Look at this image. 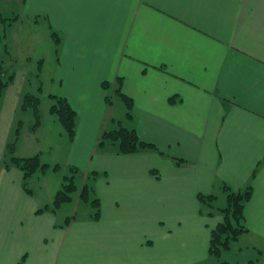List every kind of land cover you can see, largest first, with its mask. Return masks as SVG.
Wrapping results in <instances>:
<instances>
[{"label": "crops", "instance_id": "obj_1", "mask_svg": "<svg viewBox=\"0 0 264 264\" xmlns=\"http://www.w3.org/2000/svg\"><path fill=\"white\" fill-rule=\"evenodd\" d=\"M24 8L32 38L55 41L53 104L66 97L77 111L65 151L90 173L100 214L65 218L10 162L24 98L38 96L24 68L27 79L16 75L0 100V264L264 262V0H25ZM19 23L15 15L7 25ZM110 91L131 113L123 126L155 147L126 154L101 144L118 128L109 130ZM35 148L17 138L18 157ZM248 187L245 230L217 258L212 230L224 216L209 214L199 195L217 201Z\"/></svg>", "mask_w": 264, "mask_h": 264}, {"label": "rangeland", "instance_id": "obj_2", "mask_svg": "<svg viewBox=\"0 0 264 264\" xmlns=\"http://www.w3.org/2000/svg\"><path fill=\"white\" fill-rule=\"evenodd\" d=\"M24 5L25 0H0V64L7 68H13L17 77L21 80H26L28 77L27 72L24 76L21 75L22 69L26 68L27 71H31L32 85L30 91H33L40 98L39 117L33 108L26 110L21 117L22 123L18 138L20 144L24 141L26 146L28 142L34 141L36 152L32 153L39 155L43 163H48L50 166L45 172L37 170L33 173L29 184L35 189L38 198L41 197L44 201H51L50 199L55 201L58 192L68 182L67 177L75 174L78 190L73 193L71 201L61 204L59 213L66 218L79 211V215L84 216L88 211H97L93 204L95 195L91 193L88 201L81 195L90 173H87L85 167L80 166L77 162L72 163L75 151L72 155H69V152L65 151L64 144L72 141V139L62 124L59 115L51 109L53 105L51 93L57 89L56 78L59 72L60 55L56 50L55 41L53 43L51 40L50 45L48 40L32 38L30 33L33 32L29 28L30 23L28 16L25 14ZM15 15L22 18L25 25L21 26V23H19L11 27L8 26L7 22L9 23ZM5 18L9 19L6 20ZM45 26V23H41L39 25L40 29L37 30L41 31ZM32 28L35 29L36 27L32 26ZM47 36L49 37L48 33ZM37 41L38 46L35 44ZM110 95L113 103L109 105L111 109H109L108 115L116 117L117 126L110 125L109 130L112 127H119L121 125L120 121H122V125L128 126L126 103L120 97L114 96L112 91H110ZM38 119L41 120L39 127L35 126ZM61 132L63 135L60 134ZM38 140L40 141L39 145L36 142ZM106 144L112 148L115 143L108 140ZM116 144L119 146L118 143ZM54 164L59 165V169H54ZM74 167L78 168L76 172L73 171ZM216 205L227 206V196L221 195L216 201ZM260 264H264V262Z\"/></svg>", "mask_w": 264, "mask_h": 264}, {"label": "trees", "instance_id": "obj_3", "mask_svg": "<svg viewBox=\"0 0 264 264\" xmlns=\"http://www.w3.org/2000/svg\"><path fill=\"white\" fill-rule=\"evenodd\" d=\"M1 39V37H0ZM16 77V72L13 68L4 67L0 64V100L3 91L8 87ZM123 97L126 98V103L131 108L132 100L127 98L121 89H118ZM56 102L52 105L51 109L53 112L57 113L64 127L66 128L70 138L73 140L76 135V120L77 111L74 109L72 104L68 101L66 97L56 96ZM39 104L40 98L32 93H27L24 98L23 108L29 109L33 108L35 113L39 117ZM128 115H131L128 112ZM41 120L38 119L35 126L40 125ZM19 128L17 130L16 139L8 145V153L11 156L10 162L20 168L26 178H29L37 170L45 172L50 164L43 163L39 155H34L31 157H18L16 155V141L18 138ZM112 141L118 143L120 153H135L140 151L145 147H155L154 144L144 142L140 139L136 129H129L120 125L118 128L105 132L102 136L101 144L106 141ZM54 169H59V165H55ZM74 172L77 168L74 167ZM67 183L58 192L53 205L55 208H59L63 202H69L72 200L73 193L77 189V184L75 181V174L67 177ZM228 189V205L226 207H220L216 205V196L212 195H199V200L202 205L206 208L212 209L209 214L214 213V211L220 212L224 219L216 225L212 230V238L210 243V253L221 258L224 251L230 249L231 241L239 237V235L245 230L243 219H244V208L246 203L252 198L253 190L252 187H248L244 191L235 192ZM81 195L86 201L90 199V187L85 185ZM93 204L96 208H99V200H93ZM99 210H97L95 217H99Z\"/></svg>", "mask_w": 264, "mask_h": 264}, {"label": "bare ground", "instance_id": "obj_4", "mask_svg": "<svg viewBox=\"0 0 264 264\" xmlns=\"http://www.w3.org/2000/svg\"><path fill=\"white\" fill-rule=\"evenodd\" d=\"M1 40V39H0Z\"/></svg>", "mask_w": 264, "mask_h": 264}]
</instances>
